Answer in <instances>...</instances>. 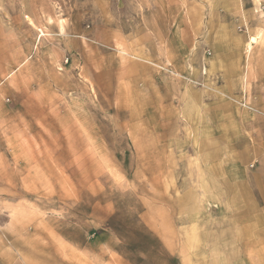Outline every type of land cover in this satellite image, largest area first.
Listing matches in <instances>:
<instances>
[{
  "label": "rangeland",
  "instance_id": "obj_1",
  "mask_svg": "<svg viewBox=\"0 0 264 264\" xmlns=\"http://www.w3.org/2000/svg\"><path fill=\"white\" fill-rule=\"evenodd\" d=\"M253 69L264 0H0V264H160L187 229L222 244L261 117L224 74Z\"/></svg>",
  "mask_w": 264,
  "mask_h": 264
},
{
  "label": "crops",
  "instance_id": "obj_2",
  "mask_svg": "<svg viewBox=\"0 0 264 264\" xmlns=\"http://www.w3.org/2000/svg\"><path fill=\"white\" fill-rule=\"evenodd\" d=\"M259 33L249 37L248 45L251 44L250 39ZM260 37L262 34L256 39ZM145 46L144 42L142 48ZM224 76L227 87H246L247 91L254 95L251 104L261 114V117H257L248 113L247 118H244L240 162V168L244 169L242 180L232 183L226 181L227 189H241L242 196L235 197L238 205L233 207L237 212H233L231 217L227 214L226 229L222 231L225 240L222 244L213 243L209 238L214 234L207 230L205 235H202L208 238L202 239L206 245L192 247L191 243L195 242L191 239L194 230L187 229L183 235L180 233L184 239L180 235L178 237V253L168 246L160 264H264V106H260V103H264V72L253 69L244 74L227 70ZM211 166L210 173L215 175L216 169ZM250 167L253 170H248ZM218 183L216 176L215 179L211 176L210 188H218ZM188 220L187 227L198 226L196 222L199 219L193 215H190ZM210 252L213 255H210Z\"/></svg>",
  "mask_w": 264,
  "mask_h": 264
},
{
  "label": "bare ground",
  "instance_id": "obj_3",
  "mask_svg": "<svg viewBox=\"0 0 264 264\" xmlns=\"http://www.w3.org/2000/svg\"><path fill=\"white\" fill-rule=\"evenodd\" d=\"M259 34H260V33H259ZM259 34H258V35H259ZM258 35H257V36H258ZM257 36H256V37H257ZM253 37H254V36H253ZM256 37L250 39V43H251V44H255V43H256V41H257Z\"/></svg>",
  "mask_w": 264,
  "mask_h": 264
}]
</instances>
